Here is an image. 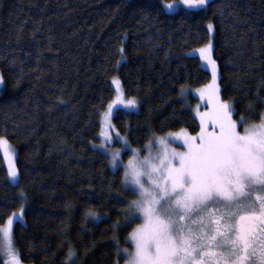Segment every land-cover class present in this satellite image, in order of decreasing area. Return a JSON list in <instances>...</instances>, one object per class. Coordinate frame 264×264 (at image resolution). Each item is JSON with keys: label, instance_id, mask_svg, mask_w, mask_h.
<instances>
[{"label": "trees", "instance_id": "obj_1", "mask_svg": "<svg viewBox=\"0 0 264 264\" xmlns=\"http://www.w3.org/2000/svg\"><path fill=\"white\" fill-rule=\"evenodd\" d=\"M162 1L0 0V135L19 170L11 183L0 151V225L26 199L12 233L25 264H66L70 248L71 264H123L114 236L132 249L139 219L126 224L125 210L137 193L97 146L113 77L140 100L137 111L119 108L112 118L130 144L181 128L196 133L198 98L186 93L210 79L196 50L212 23L221 96L237 120H261L264 0H210L170 13Z\"/></svg>", "mask_w": 264, "mask_h": 264}, {"label": "snow or ice", "instance_id": "obj_2", "mask_svg": "<svg viewBox=\"0 0 264 264\" xmlns=\"http://www.w3.org/2000/svg\"><path fill=\"white\" fill-rule=\"evenodd\" d=\"M208 0H177V3L164 4L169 11L178 5L186 9H200ZM211 34L212 23L207 25ZM211 41L197 49L204 67L211 72V82L197 89L201 98H206L211 111L196 115L200 119L201 131L192 136L181 130L179 134L168 133L167 137H153L155 143L164 146L167 139L180 141L185 152L165 151L154 164L147 157L140 160L137 149L131 148L127 139L115 133L126 151L133 156L124 164L121 151H109L107 145L113 141L112 116L116 107L124 109L137 107L136 98L124 99L122 82L113 77L116 99L107 105L103 113L100 138L104 144L99 147L110 156L113 169L124 168L122 183L139 193V199L129 202L125 216L139 215L148 223L138 226L129 234L128 240L134 251L120 249L117 238V256L127 257L126 264H264V114L261 123L245 126L243 133L238 129L244 122L241 116L238 123L233 119V108L221 100L218 87V66L212 57ZM121 53L123 50L121 49ZM3 77L0 76V84ZM186 89L181 88V95ZM205 120L218 127V132H206ZM7 141L0 138V150L6 151ZM151 145H146L150 147ZM8 177L18 182L19 170L14 157L8 166ZM145 180L149 187L145 186ZM178 193L171 208L185 213L184 219L207 208L209 204L219 205L212 209L207 218H201V231L178 242L172 235L171 225L156 216V209L166 201H171ZM262 193V194H258ZM21 198H24L23 191ZM23 206L7 219L6 226L0 229V251L8 257L5 264H22L18 251L13 246L12 230L14 223L23 221ZM88 218L98 220L93 211L86 213ZM259 229V235L257 234ZM75 253L69 249L66 264H71ZM118 264V262H117Z\"/></svg>", "mask_w": 264, "mask_h": 264}, {"label": "rangeland", "instance_id": "obj_3", "mask_svg": "<svg viewBox=\"0 0 264 264\" xmlns=\"http://www.w3.org/2000/svg\"><path fill=\"white\" fill-rule=\"evenodd\" d=\"M209 1L210 0H208V2ZM168 3H177V0H169L168 2L167 1H162L161 2L162 6L164 4H168ZM181 9L182 10H189V9H186L183 5H178L172 11H169L168 9L164 8V10H166L169 13L170 12L181 11ZM213 36H214V31L211 34L209 33V39L207 40V42L202 47L207 45L209 43V41H211L212 45H214ZM202 47H200V48H202ZM212 57H213V52H212ZM201 64L204 67V64H203L202 61H201ZM204 69L207 70L209 72V75H210V79L206 83V84H208V83L211 82V72H210V70L206 69L205 67H204ZM0 76H2L1 73H0ZM117 78L119 79V77H117ZM217 83H218V87L220 89L219 74H218ZM206 84H204V85H206ZM204 85L199 86V87H195V88H187L186 95H187L188 99H189V96H193V97H197L198 98V100H196V102H194L191 105V109H192L196 119L199 120L198 131L196 133H193V132L189 131L187 128L186 129L183 128V130H186V132L188 134L192 135V136H196L201 131L200 119L196 115V112L199 111L200 113H204V112L211 111V106L208 104L207 99L206 98H201L199 93L196 91L197 89L202 88ZM2 88H3V83L0 84V92L2 91ZM113 88H114V86H113ZM124 94H125V92H124ZM219 96H220L222 101L228 102L225 99H223V97L221 96L220 93H219ZM132 98H135V97H132L130 95L127 96L126 94L124 95V99L125 100L132 99ZM115 99H116V93L114 94L113 98L110 100L109 103H111ZM136 100L138 101L137 107L133 108V109H127V110H129V111L130 110L137 111L139 109L140 100H138L137 98H136ZM119 108H123V107L122 106L116 107L114 109V111H113V116H114V114L116 113V111ZM105 111H107V107L103 111H101L100 124L102 123V116H103V113ZM113 116H112V118H113ZM233 119L236 120L238 123L240 122L239 120H237L234 117V115H233ZM259 123H261V120L257 121V122L247 123V124L243 123V124L240 125L238 130L241 133H243V129H244L245 126H251L252 124H259ZM112 124H113V128L110 131H111V133L113 135V141L107 145V148H108L109 151L120 150L121 153H122L121 160L123 161L124 164H126L128 159L133 156V153L131 151H126L125 150V146L123 145V143L116 139L115 133L117 132V130L115 129L113 122H112ZM204 129H205L206 132H218L219 131L218 127H214L212 125V123L210 121H208V120H205ZM181 130H182V128L181 129H176L175 131L167 132L164 135H155V137H167L168 133L179 134L181 132ZM100 131H101V129H100ZM119 134H120L121 137L126 138L127 141H128V138H127V136L125 134H122V133H119ZM0 138H3V139H5L7 141L6 151L5 150H0V151L2 152L3 160L6 163L7 172H8V166H9V163L11 162L13 157H14V161H15L16 150L13 147L11 141H9V139H7L5 136H2V135H0ZM128 143H129V141H128ZM101 144H104V141H103L102 138H100V142L97 144V146H100ZM149 144L151 146L150 147H146V145H149ZM129 145H130L131 148H134V149L138 150V153H139V157L138 158L140 160H143V159H145L147 157L154 164H158L159 163V159H157V158L158 157H163L165 151H167V152H171L173 150H175L176 152H185V151H187V149L182 145V143L180 141H175V140H173L171 138L167 139L166 145H164V146H161V145L155 143L153 138L150 139L147 143H145L142 147H136V146H134L133 144H130V143H129ZM100 149L105 153V150L103 148L100 147ZM107 157H109V160H110V156L107 155ZM15 166L17 168L16 161H15ZM123 171H124V168H123ZM11 183H17V182H12L11 181ZM145 186L149 187V185H148L146 180H145ZM136 193H137L136 199H139L140 198L139 197V193L138 192H136ZM258 194H262V193H258ZM181 195L182 194L178 193L175 197L172 198L171 201H166L164 204L159 205V207L156 209V216H158L162 221L170 223L171 229H172L171 235L178 242H181L180 246L182 247L183 246L182 245V241H183V239L185 237L194 236V235H197V234L200 233V231H201V226L199 225L200 219L201 218H207L208 214L211 213L212 209L215 208V207H218L219 205L209 204L207 206V208H204L201 211L196 212L195 214L189 216V218L187 220H185L184 219L185 213L177 211V210L171 208V204H173L176 199L181 198ZM26 202L27 201L25 199L23 212H24L25 206L27 205ZM19 210L20 209L15 210L13 212H17ZM137 217L139 219L138 220L139 222L135 225V227L133 229L137 228L138 226H144V225H146L148 223L147 220H143L139 215H137ZM6 223H7V220L2 225H0V229H3L6 226ZM12 233H13V230H12ZM257 234L259 235V229H257ZM0 235H2V234H0ZM12 241H13L14 248L18 251V249L16 248V246L14 244L13 238H12ZM130 243L132 244V249L130 250V252H131V251H134V245H133V243L131 241H130ZM0 244H2V241L0 242ZM0 256H1L2 261H4V264H5V261H7L8 257L6 255H4L2 251H0ZM126 261H127V259H126ZM126 261L123 264H126ZM22 264H25V263L22 261Z\"/></svg>", "mask_w": 264, "mask_h": 264}]
</instances>
